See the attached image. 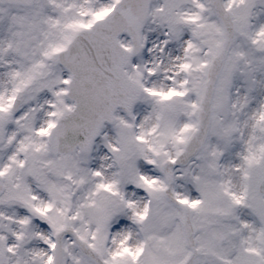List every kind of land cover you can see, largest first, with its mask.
Returning a JSON list of instances; mask_svg holds the SVG:
<instances>
[{
    "label": "snow or ice",
    "instance_id": "obj_1",
    "mask_svg": "<svg viewBox=\"0 0 264 264\" xmlns=\"http://www.w3.org/2000/svg\"><path fill=\"white\" fill-rule=\"evenodd\" d=\"M0 264H264V0H0Z\"/></svg>",
    "mask_w": 264,
    "mask_h": 264
}]
</instances>
